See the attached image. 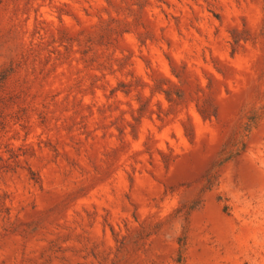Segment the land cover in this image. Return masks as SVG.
<instances>
[{"label": "rangeland", "instance_id": "374dc122", "mask_svg": "<svg viewBox=\"0 0 264 264\" xmlns=\"http://www.w3.org/2000/svg\"><path fill=\"white\" fill-rule=\"evenodd\" d=\"M0 264H264V0H0Z\"/></svg>", "mask_w": 264, "mask_h": 264}]
</instances>
